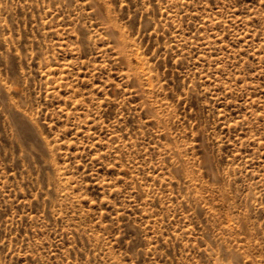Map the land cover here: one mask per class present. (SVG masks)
I'll return each instance as SVG.
<instances>
[{"label": "rangeland", "instance_id": "374dc122", "mask_svg": "<svg viewBox=\"0 0 264 264\" xmlns=\"http://www.w3.org/2000/svg\"><path fill=\"white\" fill-rule=\"evenodd\" d=\"M0 264H264V0H0Z\"/></svg>", "mask_w": 264, "mask_h": 264}]
</instances>
